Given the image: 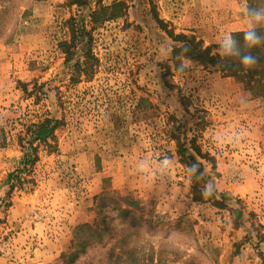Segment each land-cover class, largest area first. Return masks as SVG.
<instances>
[{"label": "rangeland", "instance_id": "rangeland-1", "mask_svg": "<svg viewBox=\"0 0 264 264\" xmlns=\"http://www.w3.org/2000/svg\"><path fill=\"white\" fill-rule=\"evenodd\" d=\"M113 1L0 0V264H264V102L215 68L177 67L167 33L220 53L264 27L248 10L264 0H123L126 17L93 30ZM71 18L93 36L88 65V38L68 61L59 48ZM48 118L54 136L31 149ZM85 223L110 231L77 258Z\"/></svg>", "mask_w": 264, "mask_h": 264}, {"label": "trees", "instance_id": "trees-1", "mask_svg": "<svg viewBox=\"0 0 264 264\" xmlns=\"http://www.w3.org/2000/svg\"><path fill=\"white\" fill-rule=\"evenodd\" d=\"M71 1L73 4H77L78 6H83L88 3V0ZM259 7L260 6L257 5V3H249V15H263L264 9L259 11L257 10L260 9ZM128 10L129 5L123 0H114L109 6L99 4L98 8L90 14L89 23L91 26H93L92 29L94 30L105 22L125 18ZM158 21L163 29L166 30L164 23L160 20ZM68 22L71 25V40L69 42H60L59 48L63 53L66 54V61H68L70 58H72V56H74L77 46L81 44L84 39L88 38L86 43L88 50L84 53V64L87 63L88 65L90 59L95 60L90 50L93 36L86 32L85 27H80L79 23L74 18H71ZM250 31L255 33V35L259 38L260 43L254 46H249L245 41V33L248 31L236 32L232 34L231 37L232 44L230 54L225 45L222 47V52L213 53L211 47H205L203 42L197 40V38L194 36H188L186 34L175 35L172 32L167 33L171 38H173L175 42L180 43V46H176L173 50V60L175 61V65L177 67H180L182 60L186 59L197 62L205 67L215 68L225 76L232 77L239 82H243L246 90L250 91L254 96L262 99L264 102V27H259ZM248 55L255 58V63L250 67H246L241 62L242 58ZM77 64L75 66H77ZM76 68L77 67H74V76L77 72ZM81 72H85V70H82ZM57 128L58 122L49 118L43 122L32 124L28 128V132L30 133L29 137L31 139V149L34 150V141L46 142L49 138H52ZM177 129L179 131L180 126ZM177 147L181 162L186 163L187 165L190 164V162L194 165L197 164L195 157L189 154V148L186 147L185 142H178ZM192 147L197 154L202 155L198 146ZM26 159L30 161V154L25 156V160ZM24 165L26 166L27 163L25 162ZM199 171H202V166H200ZM17 177L18 175H12L13 179H18ZM12 186L13 185H11L10 189H12ZM221 197L224 199L225 196L221 195ZM101 198L102 196L99 197V199ZM98 206H100V204H98ZM121 212L127 215L126 213L128 211L121 209ZM106 219L108 218H97L96 222L105 223ZM109 231L110 228L108 226H104L103 228L99 229V226L94 228L93 225L88 223L79 225L77 227V258L80 256V254L85 253L86 247L92 243L94 236L97 235V240L104 241L105 235H107ZM73 254L74 253H71L72 256Z\"/></svg>", "mask_w": 264, "mask_h": 264}, {"label": "clouds", "instance_id": "clouds-1", "mask_svg": "<svg viewBox=\"0 0 264 264\" xmlns=\"http://www.w3.org/2000/svg\"><path fill=\"white\" fill-rule=\"evenodd\" d=\"M254 19L257 20V21L264 20V15L257 14L254 17ZM245 41L247 42V44L249 46H254V45L260 43L259 38L255 35V33L253 31H248V32L245 33ZM231 44H232L231 37H228L226 39L225 46L228 49L229 54L231 53ZM241 62L246 67H250V66H252L255 63V58L250 56V55L244 56L242 58Z\"/></svg>", "mask_w": 264, "mask_h": 264}, {"label": "built area", "instance_id": "built-area-1", "mask_svg": "<svg viewBox=\"0 0 264 264\" xmlns=\"http://www.w3.org/2000/svg\"><path fill=\"white\" fill-rule=\"evenodd\" d=\"M234 180L236 181V180H238V178L237 179L235 178Z\"/></svg>", "mask_w": 264, "mask_h": 264}]
</instances>
